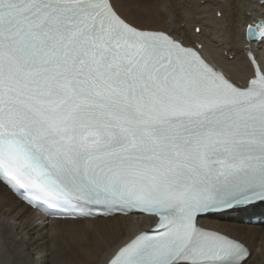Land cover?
<instances>
[{
    "label": "snow or ice",
    "instance_id": "obj_1",
    "mask_svg": "<svg viewBox=\"0 0 264 264\" xmlns=\"http://www.w3.org/2000/svg\"><path fill=\"white\" fill-rule=\"evenodd\" d=\"M245 35L264 44V18ZM199 47L118 0H0V183L74 218L148 217L107 264H246L198 218L264 203V62L240 84Z\"/></svg>",
    "mask_w": 264,
    "mask_h": 264
},
{
    "label": "bare ground",
    "instance_id": "obj_2",
    "mask_svg": "<svg viewBox=\"0 0 264 264\" xmlns=\"http://www.w3.org/2000/svg\"><path fill=\"white\" fill-rule=\"evenodd\" d=\"M121 15L139 26L165 31L204 56L237 83L248 76L246 52L264 62V44L249 43L245 29L264 18V0H118ZM199 29V31H197ZM264 203L199 218L208 230L240 241L246 264H264ZM140 214L88 219H43L0 183V264H105L111 254L150 227Z\"/></svg>",
    "mask_w": 264,
    "mask_h": 264
}]
</instances>
